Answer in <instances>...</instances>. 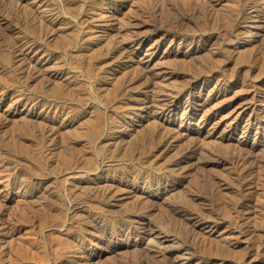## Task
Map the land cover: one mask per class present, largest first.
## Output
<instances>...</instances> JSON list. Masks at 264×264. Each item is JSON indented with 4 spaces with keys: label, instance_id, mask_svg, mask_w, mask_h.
<instances>
[{
    "label": "rangeland",
    "instance_id": "1",
    "mask_svg": "<svg viewBox=\"0 0 264 264\" xmlns=\"http://www.w3.org/2000/svg\"><path fill=\"white\" fill-rule=\"evenodd\" d=\"M252 1L0 0V264H264Z\"/></svg>",
    "mask_w": 264,
    "mask_h": 264
},
{
    "label": "bare ground",
    "instance_id": "2",
    "mask_svg": "<svg viewBox=\"0 0 264 264\" xmlns=\"http://www.w3.org/2000/svg\"><path fill=\"white\" fill-rule=\"evenodd\" d=\"M252 1V0H251ZM261 1V0H260ZM259 4V1L258 0H253L252 2H251V6H250V4H249V9H251L253 12H255L256 13V19H258V22H261V23H263V25H259V26H257L258 28L259 27H262V28H264V7H262L261 5L259 6L258 5ZM263 5V4H262ZM264 6V5H263ZM250 10V11H251ZM261 13H263V14H261ZM33 20H34V16L33 15H28V16H26L25 18H23V22L24 23H27L28 25H33ZM38 32V31H37ZM40 32V31H39ZM15 46V48H16V57H13L14 58V63L15 64H17L16 65V71H17V76H19L20 78H24V77H30L31 76V72L32 71H36L37 69H38V63L37 62H35L36 64L34 65V64H32L33 62H32V60H31V58H29L28 57V55H29V53L28 52H31V50H30V48H28L29 49V51H28V49H25V47H23V46H19V45H14ZM112 48V47H111ZM126 50V48H125V46H123V45H116L115 47H113V49H112V52L110 53L111 55H113L114 54V56H115V54H118V53H122V52H124ZM110 56V55H109ZM15 59H17V61L15 60ZM145 102H147L146 100H145ZM51 104V103H50ZM49 104V107H48V109H51V110H54V111H56V112H63L64 111V108H62V107H60V106H58V105H55V104H52V105H50ZM146 104V103H145ZM48 132H46V133H43L42 135L43 136H48V135H46ZM197 150L196 149H192V153H195ZM100 161H102V158H101V160ZM240 161H242V160H240L238 157H234V158H232V162H234V163H237V162H240ZM67 162V161H66ZM64 163H65V161H64ZM102 164V162H99V166ZM97 170V169H96ZM65 182V181H64ZM108 184V183H107ZM111 186V185H110ZM135 190V189H134ZM103 195V198H107V199H110V198H112L113 197V194H112V192H105V194L103 193L102 194ZM71 206V205H70ZM68 207H69V205H68ZM68 209V208H67ZM120 231V233H125V235H128L129 233H130V231L129 230H124V229H122V230H119Z\"/></svg>",
    "mask_w": 264,
    "mask_h": 264
}]
</instances>
